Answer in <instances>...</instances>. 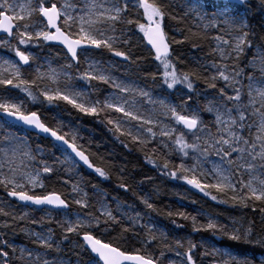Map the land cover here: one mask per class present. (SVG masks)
Wrapping results in <instances>:
<instances>
[{"label": "snow or ice", "instance_id": "1", "mask_svg": "<svg viewBox=\"0 0 264 264\" xmlns=\"http://www.w3.org/2000/svg\"><path fill=\"white\" fill-rule=\"evenodd\" d=\"M258 4L264 11V0H258ZM255 6L249 0L186 3L184 17L198 21L194 25L197 29L202 26L200 32L190 27V36L206 38L210 29L223 34L212 37L216 45L210 54L218 53L219 61L200 62L199 68L181 71L173 59L165 24L166 17L178 19L170 11L171 0H0V49L14 52L16 57H0V189L21 202L20 207L35 206L32 210L45 213L42 221L32 223L55 222L62 230V240H68L69 234L77 237L75 246L88 253L87 260L77 264H160L150 250L157 240L178 258L170 259L169 264H198L196 253L200 249L201 257L211 258L209 264H264V231L255 232V221L225 224L202 211L197 215L167 212L168 217L190 220L193 233L210 232L217 239L224 237L261 250L240 256L203 238L199 245L192 239H175L172 247L167 243L168 234L151 221L144 223L140 212L129 215L115 197L116 209L110 208L105 203L107 194L98 188L99 181L90 185L92 193L101 197L93 203L85 177L95 173L108 180L110 173L103 166L106 162L101 157V164L94 163V154L78 143L80 137L75 131L63 130V121L53 127L28 107L29 102L58 107L62 101L84 116L95 117L111 126L109 131L125 148L143 153L145 162L161 175L182 180L217 203L231 202L233 206L250 207L253 212L258 210L264 225V48L248 39L251 33L240 15L242 7ZM133 39L154 53L153 59L163 69V86L173 90L182 85L187 89L178 95L179 104L154 100L145 89L114 78L112 69L119 61L111 58L135 62L130 48ZM45 49L56 51L62 63L53 67L51 58H42L40 53ZM249 50L253 51L251 57ZM104 52L111 63L103 58ZM41 59L44 62L38 63ZM197 80L218 93L211 99L205 95L202 107L198 99L202 93L194 83ZM76 81L87 87L78 86ZM93 82L108 85L113 91L103 99H93L99 92ZM202 112L212 117L208 123ZM12 128L24 134L6 131ZM32 132L48 141L47 151L39 143L31 148L26 138ZM213 155L218 159L210 160ZM173 156L179 159L178 164L169 159ZM158 158H162L161 163H157ZM209 164L211 167H207ZM50 183L69 186L70 190L58 191L54 186L48 191ZM118 187L128 191L127 184ZM140 202L156 211L148 197H140ZM0 204L13 207L8 200ZM0 215L15 221L25 219L28 212L17 216L0 206ZM198 216H204V222ZM171 222L183 227L175 219ZM2 227L12 225L6 222ZM141 229L145 230L143 235ZM54 234L51 227L47 234L28 232L31 242L45 251L20 248L16 259L22 264H65L58 256L48 258L49 251L61 250ZM185 243L187 248L181 252ZM8 247L16 253L14 245L0 239V264H13L5 250ZM164 255L163 251L159 254Z\"/></svg>", "mask_w": 264, "mask_h": 264}, {"label": "trees", "instance_id": "2", "mask_svg": "<svg viewBox=\"0 0 264 264\" xmlns=\"http://www.w3.org/2000/svg\"><path fill=\"white\" fill-rule=\"evenodd\" d=\"M249 3L256 6L241 8V11H245L249 25L248 31L251 33L248 39L252 40L254 44H259L264 48V41H261V36H264V11H261L258 0H249ZM170 11L173 16L178 18L177 20H172L166 17L165 21L167 32L169 29H174L178 34L172 38L169 37V43L173 50V59L177 63L178 70L190 71L193 68H199L193 60H210L211 58L209 37L201 39L199 37L190 36L188 33L190 27L187 18L182 17L180 12L172 11L171 9ZM193 31L197 32L195 30ZM185 37L188 38L185 39ZM175 40H184L185 42L177 44L174 42ZM130 48L132 60L135 61L133 64L140 69L146 70L149 67L150 62L148 54H146L142 47L138 46L136 40L131 42ZM104 53H102V55ZM177 56L180 58L178 61L176 60ZM241 66H243V64H241ZM141 71L142 70H139V72ZM161 80L162 76L156 78L157 82H160ZM93 83L96 84L99 89V92L93 97L97 96L101 98L106 91L113 90L108 85L97 84V82ZM194 83L196 84L197 91L202 93V95L198 97L201 107L205 102L203 99L205 95L213 96L218 94L216 89L207 88L202 80L194 81ZM194 99H197V97L194 96ZM58 103L59 106L56 107L47 106L46 102L45 106L32 105L29 102L28 107L30 110L38 111L43 120L53 127L60 126L58 121L69 120L70 123L77 127L81 143H83L82 145L88 151H91L90 153L94 154L92 157L93 162L101 164V160L99 159L101 157L103 158V161L106 162L103 166L110 173L108 180H102L97 177L95 173H92L91 176L85 177L86 184L88 185L87 188L91 193V200L93 203L99 201L101 197L92 193L90 185L99 181L98 188L107 194V201L110 200L112 202V198L115 197L116 201L119 202V200H121L120 203L131 205L141 214L142 209L145 208L150 217L158 223H161L164 229L170 234L177 235L178 237L188 235L192 239H195V237L197 238L200 236L201 232L193 233L190 220L185 221L178 217H168L167 212L169 210L173 212L177 210L185 211L192 215H197L198 212L202 211L205 214L215 217L220 223L225 224H231L235 220L237 223L241 222L244 225H247L249 221H255V232L259 234L264 231V225L260 222L261 215L258 210L257 212H253L250 207L243 208L238 205L233 206L231 202L217 203L208 197L203 196L201 192H192L190 189L189 191L185 190L186 197L180 195L178 188L185 189L186 184L182 180H173L169 176L161 175V171L153 168L151 164L146 163L144 154L137 151L135 148H132V150L125 148L113 132L109 131L111 126L99 122L95 117L84 116L82 113L77 112L70 105H67L62 101ZM112 115L114 117L119 116L118 113H113ZM202 116L206 123L211 120L206 112H202ZM63 130L68 131L65 127ZM121 139L124 138L121 137ZM27 140L31 146H35L39 143L42 147H45L46 151L48 150L47 140L37 138L30 134L28 135ZM151 147L152 146H150V148ZM161 159L162 158H158L157 163H161ZM169 159L175 164L179 163V159L175 156L170 157ZM121 183L128 185L127 192H125L123 188L118 187ZM54 186L58 191H64L66 189L65 186L61 188L59 185L50 183L48 191H51ZM142 196L150 199V202L154 204L156 211L146 209L145 205L140 202V197ZM4 200L11 201L7 198L6 192H4L3 189H0V201ZM193 201H195V203H193ZM0 206L17 216L23 215L21 207L14 202L13 207L10 209L7 204H0ZM73 208H76V206L73 205ZM28 211L32 212V209H28ZM41 214V212L29 213L25 219L15 221L11 219V216L0 215V239L8 241L10 244L13 242L25 243L30 248H38L36 245L33 246L30 243L23 241L25 238L24 233L37 227L44 229L51 227L55 229L54 240L60 242L61 253L64 254L71 263L80 261L81 257L88 258V253L82 252L75 246L74 242L78 239L77 237L69 234L68 240H62V230L57 227L55 222L51 224L46 222L32 223L33 220L42 221L43 215ZM203 218V216H198L200 222L203 221ZM55 219L59 220L61 217L55 216ZM173 219L177 220L178 224L183 225V227H177L173 224L171 222ZM6 222L12 225V227H2ZM137 227H139V225ZM119 231L120 229L117 228V232ZM140 231L141 235H143L145 230L141 229ZM210 234V232H204L202 235H204L203 238H208L207 240L212 241L216 246L227 249L236 255H251L253 252L259 253L261 251L259 248H253L251 245L233 242L224 237L217 239L216 237H211ZM126 235H131V233ZM172 242L173 241H169L170 244H172ZM5 250L9 252V258L12 259L13 264H21V261L16 259V257H18L17 253L13 254L11 247L6 248ZM150 250L159 257L160 264H166L167 256L171 254L170 250L164 247L159 240L153 242ZM161 251L165 253L163 257L159 256ZM202 251L203 249H200V251L196 253L198 264L200 261H202L203 264H209L211 258L207 256L201 257L200 252Z\"/></svg>", "mask_w": 264, "mask_h": 264}, {"label": "rangeland", "instance_id": "3", "mask_svg": "<svg viewBox=\"0 0 264 264\" xmlns=\"http://www.w3.org/2000/svg\"><path fill=\"white\" fill-rule=\"evenodd\" d=\"M20 3H23L25 2V0H19ZM192 2H200V0H171V4H172V7L170 8L172 11H177V12H180V14L182 15V17H184V5L186 3H192ZM240 15L245 19L246 23L248 24V21H247V18H246V14H245V11L242 10L240 12ZM185 18V17H184ZM188 20V23H189V27L192 28V30H195L197 32H200L202 31V26L200 29H197L196 27H194V25L196 23H198V21H195V20H192L191 18H187ZM146 23V21H145ZM223 27V26H221ZM167 30V29H166ZM249 30V25H248V29ZM210 32V36L209 37V41H210V44H209V48H210V52H211V49L215 47L216 45V41L214 39H212V37H214L215 35H218V34H223V33H218L216 29H210L209 30ZM168 35L170 38L174 37V36H177V31H175L174 29H169L168 31ZM234 35H239V33H234ZM226 38H229L226 36ZM132 41H135V39H133ZM131 41V42H132ZM15 42V41H14ZM120 47L123 49L126 48V46L124 45H120ZM33 51H37L36 49H33ZM146 54H148L149 56V67L146 69V70H143V69H140L138 66L134 65L133 62H129V61H122L119 57H113L111 58L112 61H119L118 64H116L113 69H112V75L114 76V78H117L119 80H122L126 83H129L131 84L133 87H140V88H143L145 89L146 91H148L152 98L154 100H159V99H164L168 102H175L177 104L180 103V100L178 99V95L180 93H185L187 92L186 88H183L182 85H178L176 87V89H173V90H169L166 88V86H163L162 85V80L160 82H157L156 81V78L157 77H161V72H163V69L162 67L159 65V63L157 61H155L153 59V56L152 54H150L148 51H146ZM52 53V54H51ZM41 57L42 58H51L52 59V62H53V67H57L59 65V63H62V61L57 57V53L55 51H52V52H49L47 49H45L43 52L40 53ZM253 55V51L252 50H249L248 51V57H251ZM103 58L108 62V63H111V61H108V56L109 54H106L104 53L103 55ZM0 57H8V58H11V59H16L15 57V54L14 52H10V51H7V50H4V49H0ZM194 63H196V65L198 67H200V62H204L205 64H210L211 62L213 61H219V55L218 53L216 54H211V58L210 60H206V59H195L193 60ZM44 60L41 59L40 61H38V63H43ZM245 63L247 62V58L245 59L244 61ZM46 70V69H45ZM139 70H142L141 72H139ZM246 71H251V69H246ZM153 75H155V80H153ZM161 75V76H160ZM204 75H208V71H205L204 72ZM257 75H259V73H257ZM78 86L80 87H87L86 84H84V82L82 81H76L75 82ZM218 83H223L222 81L218 82ZM113 90L111 91H106L102 97L100 99H103V97L109 93H111ZM96 94V93H95ZM94 94V95H95ZM93 95V96H94ZM212 96H208L209 99H211ZM97 98V96L93 97V99ZM204 99V97H203ZM144 107L146 108H149L151 107V105H148V104H145ZM158 107V105H157ZM208 114V113H207ZM210 116V114H208ZM210 118L212 119V117L210 116ZM57 121V120H55ZM64 125H66V129L69 130H73L75 131L77 134H78V131H77V127L75 125H73L72 123H70L69 120H62ZM60 122V121H58ZM6 131H12V132H16L18 135H23V131L17 129V128H12V129H6ZM79 136V134H78ZM80 137V136H79ZM27 139V138H26ZM28 142V140H27ZM78 143H81V139L78 140ZM29 144V142H28ZM83 144V143H81ZM30 145V144H29ZM31 146V145H30ZM31 148L35 149L36 148V145L35 146H31ZM91 152V151H89ZM57 155H59V153H57ZM210 160H217L218 157L216 156H210L209 157ZM207 167H211V165H207ZM90 171V170H89ZM86 181V180H85ZM189 185L186 184V187L185 189L183 188H178V190L180 191V195L182 196H185L186 197V191H189ZM65 188H67L68 190H70V187L69 186H65ZM87 191H89L88 188H86ZM186 190V191H185ZM37 191H40L39 189ZM89 195H90V198H91V193L89 191ZM92 199V198H91ZM121 202V200H119V203ZM105 203L108 204V206L110 208H112L114 211L116 209V201H113L112 202L109 200L107 201V199L105 200ZM121 206H122V210L127 212L129 215H135L137 213V209H134L132 206L129 207V205H125V204H122L120 203ZM75 206V205H74ZM99 206V205H98ZM97 206V207H98ZM77 207V206H76ZM29 208H22L21 207V211L24 212L27 211L28 212V215L29 213H36V212H41V211H34L32 210L31 211H28ZM147 209V208H146ZM83 211V210H82ZM42 214L41 215H45V213L41 212ZM118 217H119V212H116L115 213ZM208 215V214H207ZM141 216H143V222L144 223H148V222H153L155 223L156 225H158L159 227H161L162 231H164L165 233L168 234L169 236V241H173L172 244L169 243V241H167V243L169 245H171L172 247H175V244H174V240L175 239H183V240H186V239H192L190 236H183V237H178L177 235H173V234H170L167 230L164 229V227L162 226L161 223H158L156 220H154L152 217H150L148 214H147V210L142 209V214ZM204 217V216H203ZM213 217V216H212ZM150 218V219H149ZM215 218V217H214ZM216 219V218H215ZM205 220V217L203 218V221L204 222ZM125 224L128 223L127 219L125 218L124 220ZM219 222V221H218ZM241 224L240 223H237V225ZM138 226V225H137ZM32 231H40V232H43L44 234H47V229H44V228H41V227H37V228H34L32 229L31 231H28V232H32ZM28 232H25L24 233V236L25 238L23 239L24 242H28L30 243L31 245L35 246V244H33L31 242V238L29 237V235H27ZM204 232H201L200 233V236L199 237H195V239H192V241L194 243H196L197 245H199L200 241H201V238L204 237V235H202ZM211 237L212 234H210ZM219 236V234H217ZM204 240H207L208 238H203ZM210 241V240H209ZM11 245H14L17 249L16 253L17 255L19 256V249L20 248H29V249H35L36 251H39V252H44L45 250L44 249H41V248H30L28 247V245H26L25 243H17V242H13L11 243ZM61 247V246H60ZM219 247V246H217ZM187 248V244L185 243V247L184 248H181L179 249L181 252L185 251V249ZM220 248V247H219ZM224 249V248H222ZM12 250V248H11ZM227 250V249H226ZM229 251V250H228ZM171 254L167 256V260H166V264H169V260L170 259H178L177 257L174 256V253L172 251H170ZM234 254V253H233ZM59 257L60 259H62L65 264H77V262H73L71 263V261L64 256V254L61 253V251H59L58 253L57 252H48V258L51 259V258H54V257ZM87 259L86 258H83L81 257L80 261L83 262V261H86ZM22 264V262H20Z\"/></svg>", "mask_w": 264, "mask_h": 264}, {"label": "water", "instance_id": "4", "mask_svg": "<svg viewBox=\"0 0 264 264\" xmlns=\"http://www.w3.org/2000/svg\"><path fill=\"white\" fill-rule=\"evenodd\" d=\"M153 55H154V53H152ZM31 135H34V136H36L37 137V135H36V133L35 132H32V133H30ZM44 134H40V136L42 137ZM50 139V138H49ZM44 140V139H43ZM86 171H88V170H86ZM190 190L191 191H197L196 189H194V188H191L190 187ZM6 196H7V194H6ZM9 200H11V201H14V198H11V197H7ZM15 203H17L18 205H20V203L21 202H18V201H14ZM35 206H29V208H34ZM55 211V210H54Z\"/></svg>", "mask_w": 264, "mask_h": 264}, {"label": "bare ground", "instance_id": "5", "mask_svg": "<svg viewBox=\"0 0 264 264\" xmlns=\"http://www.w3.org/2000/svg\"><path fill=\"white\" fill-rule=\"evenodd\" d=\"M89 171V170H88ZM191 187V186H190ZM190 187H189V189H190ZM192 192H198V190L197 191H192ZM14 202V201H13ZM15 203V202H14ZM17 204V203H16ZM18 205V204H17ZM20 206V205H19ZM29 208V207H28ZM29 209H33V208H29ZM38 211V210H37Z\"/></svg>", "mask_w": 264, "mask_h": 264}]
</instances>
